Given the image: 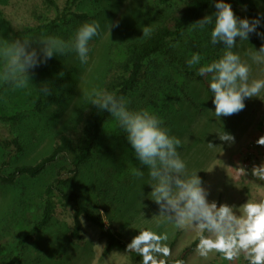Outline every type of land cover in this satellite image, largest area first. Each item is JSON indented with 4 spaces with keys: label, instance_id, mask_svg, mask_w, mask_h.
Segmentation results:
<instances>
[{
    "label": "rangeland",
    "instance_id": "374dc122",
    "mask_svg": "<svg viewBox=\"0 0 264 264\" xmlns=\"http://www.w3.org/2000/svg\"><path fill=\"white\" fill-rule=\"evenodd\" d=\"M57 1L64 5L65 0ZM248 2L252 8H239L237 17L261 18L257 31L264 33V0ZM0 9V40L14 39L9 25L13 28L24 24L37 26L55 17L54 8L49 7L45 0H0ZM74 9L86 11L88 17L64 23L68 19L56 28L46 27L39 35L32 36L48 34L68 40L83 22L96 20L101 26L100 35L89 42L88 63L81 64L74 53L53 57L34 70L27 89L13 91L10 86L0 85V115L11 116L21 111V119L5 122L23 127L25 136L26 133L31 134L26 149L21 153L0 147V165L5 158L10 161L4 170L23 162L37 161L51 148L60 131L71 129L72 134L76 133L90 104L85 93L93 87L104 89V82L109 77L107 71L117 67L124 58L127 42L143 38L146 26L152 30L170 14V10L161 6L158 0H85L78 2ZM117 22L118 27H114ZM190 32L193 37L196 30ZM262 43L264 40L253 33L248 41H238L235 51L242 59H248L247 53L254 48L258 50ZM201 56L202 63L212 61ZM156 61L163 63L159 82L154 85L150 79L151 88L147 93L148 97L154 96L156 102L144 108L161 117L171 134L182 140L181 156L189 169L198 171L203 186L209 191L208 199L239 207L248 199L264 198V181L251 175L252 166L264 162V146L255 143L264 135V94L261 99H246L245 109L238 114L219 119L213 113L214 105L206 78L203 81L186 80L177 63L165 62L164 56H159ZM251 69L252 76L264 78V65L251 64ZM175 83L189 87L196 105L181 99L179 90L171 88ZM43 84L61 88L56 90L47 108L36 113L32 106L37 88ZM169 93L172 99L165 105V101L160 99ZM128 102L131 107V101ZM73 126L78 127L75 130ZM223 131L234 135V144L219 140L217 133ZM124 136L115 120H111L102 143L91 161L82 167L71 188L80 190L85 200L123 233L128 243L138 234V227L157 231L167 228L168 244L173 250L169 264L177 258L184 259L186 264H229L217 254H211L207 259L196 255L194 249L198 238L194 231H178L170 225L157 228L152 216L158 213V206L147 198L151 191L147 185V171L143 179L132 175V169L138 167V162L126 140L121 138ZM209 142L215 148H209ZM238 166L247 169V175H237ZM52 177L53 169L50 168L35 178L21 177L14 184L0 182V244L6 252L10 248L9 242L23 236L35 216L41 213L43 191ZM71 223V210L58 208L51 224L28 243L27 264H141V259L132 257L125 250L113 249L105 254L104 238L95 226L85 220L83 239L72 240L69 236ZM6 259L0 257V264H5ZM237 264H246V261L241 257Z\"/></svg>",
    "mask_w": 264,
    "mask_h": 264
},
{
    "label": "clouds",
    "instance_id": "9594fccd",
    "mask_svg": "<svg viewBox=\"0 0 264 264\" xmlns=\"http://www.w3.org/2000/svg\"><path fill=\"white\" fill-rule=\"evenodd\" d=\"M214 8L212 14L194 22L192 30L203 31L210 26V43L222 45V54L202 63V56L193 53L187 64L207 79L212 112L220 119L238 114L245 109L246 99H261L264 94V78L252 76L251 69V64L264 65V43L258 50H250L248 59H242L235 51L238 41H248L253 33L264 40V33L257 31L261 18L237 17L226 0H214ZM113 26L118 27V22ZM100 29V23L91 20L79 25L68 40L48 34L0 40V85L10 86L13 91L27 89L34 70L53 57L74 53L81 64H87L89 42L100 35ZM150 34L151 29L146 26L143 36ZM40 91L52 94L47 84ZM85 96L91 105L109 113L125 134L138 162L132 175L143 179L147 171V185L151 188L147 198L158 206V213L152 216L157 228L170 225L174 230L194 231L198 238L194 251L200 258L217 254L229 264H237L241 257L246 264H264V198L248 199L239 207L210 201L198 171L189 169L181 156L182 140L171 134L161 117L147 108L133 109L124 97L103 88L93 87ZM217 135L220 141L235 143L231 133L223 131ZM255 143L264 146V135ZM207 145L215 148L211 142ZM236 171L244 176L248 172L243 166ZM251 175L264 181V162L254 164ZM136 230L138 234L131 238L125 252L137 254L142 258L141 264H169L173 250L168 244L167 228ZM172 264L186 262L177 258Z\"/></svg>",
    "mask_w": 264,
    "mask_h": 264
},
{
    "label": "trees",
    "instance_id": "16d2710c",
    "mask_svg": "<svg viewBox=\"0 0 264 264\" xmlns=\"http://www.w3.org/2000/svg\"><path fill=\"white\" fill-rule=\"evenodd\" d=\"M85 0H65L61 6L57 0H45L49 7L54 8L55 17L48 21L41 22L37 26L24 24L20 28L8 26L9 31L15 38L31 37L39 35L46 27L56 28L60 22L69 23L74 20H85L88 17L86 11L74 9L78 2ZM94 1V0H89ZM161 6L170 10L160 24L151 30L147 37L131 39L127 42L124 51V58L117 64V67L108 69L109 77L104 82V89L114 92L117 96L124 97L131 101V108L140 109L156 102L155 97L147 96L149 85H156L160 77L161 65L156 59L159 56L165 57V62L177 63L179 72L186 80L203 81L205 77L198 75L197 69L189 67L187 60L193 53L205 56L207 61L215 59L222 52V45L210 43V26L201 31L196 29L192 37L193 23L210 15L215 11L214 0H158ZM230 3L233 11L238 13L239 8L251 9L248 0H226ZM2 11L0 9V15ZM32 36L31 38H33ZM184 42L183 45L181 43ZM185 46V47H183ZM58 73V72H57ZM59 75V74H58ZM151 79V82H150ZM57 85V84H56ZM148 86V87H144ZM160 86V85H159ZM42 86L37 88L36 98L33 103V111L43 112L49 103L52 102L57 93L55 85L50 86L51 95H45L40 91ZM179 90L181 99L196 105L189 87L175 83L173 87ZM176 93L175 91H172ZM138 93V94H137ZM169 93L163 100L167 105L172 98ZM22 112L8 116L0 115V147L3 150L21 153L26 149L28 137L31 134L22 132L21 126H13L5 121L10 119H21ZM106 111L97 109L89 104L84 115H82L79 129L72 134L71 129H65L57 133L51 148L35 162H23L15 165L10 170V161L4 159L0 165V182L14 184L21 177L35 178L53 169V177L47 183L43 191V204L41 213L35 216L32 223L18 240L9 242V250L0 244V257H7L5 264H27L26 250L28 243L39 233H42L52 222L58 208L70 209L72 223L69 236L74 241L83 239V221L95 226L105 240L106 254L110 250H125L128 244L123 233L115 228L111 220L104 217L100 210L92 207L87 202L80 190L71 188L81 174V169L91 161L97 151L98 145L102 143L106 135V129L111 120ZM74 127V126H73ZM78 127V126H77ZM77 127H74L75 130ZM124 139V137H121ZM29 143V142H28ZM57 166V167H56ZM55 168V171H54ZM4 251V252H3ZM10 256H6L7 253ZM132 257L141 259L137 254L130 253Z\"/></svg>",
    "mask_w": 264,
    "mask_h": 264
}]
</instances>
